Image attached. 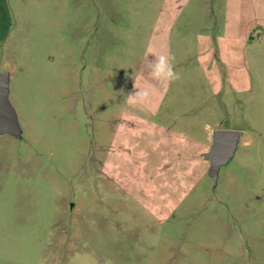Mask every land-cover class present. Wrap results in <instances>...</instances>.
Segmentation results:
<instances>
[{
  "label": "rangeland",
  "instance_id": "obj_1",
  "mask_svg": "<svg viewBox=\"0 0 264 264\" xmlns=\"http://www.w3.org/2000/svg\"><path fill=\"white\" fill-rule=\"evenodd\" d=\"M0 4L22 130L0 135V264H264V0ZM220 129L242 136L215 185Z\"/></svg>",
  "mask_w": 264,
  "mask_h": 264
},
{
  "label": "water",
  "instance_id": "obj_2",
  "mask_svg": "<svg viewBox=\"0 0 264 264\" xmlns=\"http://www.w3.org/2000/svg\"><path fill=\"white\" fill-rule=\"evenodd\" d=\"M21 133L19 118L10 100L9 76L0 73V135L9 134L19 138ZM241 136L242 132L232 130L220 129L214 133V145L205 154V159L210 161L209 176L215 185L221 169L235 156Z\"/></svg>",
  "mask_w": 264,
  "mask_h": 264
},
{
  "label": "clouds",
  "instance_id": "obj_3",
  "mask_svg": "<svg viewBox=\"0 0 264 264\" xmlns=\"http://www.w3.org/2000/svg\"><path fill=\"white\" fill-rule=\"evenodd\" d=\"M150 54L154 57L152 60L148 59V68L150 69V77L152 80L168 85L181 78L180 74L175 71L172 62L174 57L165 54L157 55L151 47L147 49V57H149ZM137 89L138 91H136ZM154 92L155 88L151 84L141 86L137 80H134V91L127 95V103L133 106L145 103Z\"/></svg>",
  "mask_w": 264,
  "mask_h": 264
},
{
  "label": "crops",
  "instance_id": "obj_4",
  "mask_svg": "<svg viewBox=\"0 0 264 264\" xmlns=\"http://www.w3.org/2000/svg\"><path fill=\"white\" fill-rule=\"evenodd\" d=\"M2 11H3V6L0 4V12H2ZM3 17H5L4 14H3V13H0V26L7 25V23H4V19H5V18H3ZM250 63H251L252 66H254V64H255V63L253 62L252 59L250 60ZM214 64H215V63H214ZM210 65H211V64H209V63H208V65H207V68L209 69V71H208L209 75L214 76V75L216 74V75L218 76V75H219V72H216V73H215V72H213L214 70H213V71H210V70H211V69H210ZM216 65H217V63H216ZM212 67H213V66H212ZM214 73H215V74H214Z\"/></svg>",
  "mask_w": 264,
  "mask_h": 264
}]
</instances>
